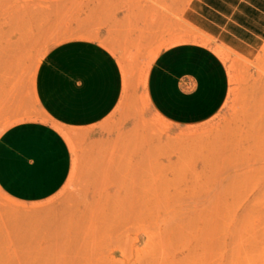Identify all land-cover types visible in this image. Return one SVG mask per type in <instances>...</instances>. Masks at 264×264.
Instances as JSON below:
<instances>
[{
  "label": "rangeland",
  "instance_id": "obj_1",
  "mask_svg": "<svg viewBox=\"0 0 264 264\" xmlns=\"http://www.w3.org/2000/svg\"><path fill=\"white\" fill-rule=\"evenodd\" d=\"M187 2L0 0V135L47 119L36 72L64 40L100 42L124 75L106 118L59 127L73 165L56 194L0 188V264H264V42L221 46L184 20ZM198 48L221 66L219 96L200 90ZM153 69L174 76L170 110L149 97Z\"/></svg>",
  "mask_w": 264,
  "mask_h": 264
},
{
  "label": "crops",
  "instance_id": "obj_2",
  "mask_svg": "<svg viewBox=\"0 0 264 264\" xmlns=\"http://www.w3.org/2000/svg\"><path fill=\"white\" fill-rule=\"evenodd\" d=\"M182 16L216 43L243 56H251L264 42V0H188ZM198 50L206 53L200 68L193 70L200 90L213 89L219 96L221 66L214 54ZM36 81L47 119L16 122L0 135V188L22 202L46 200L68 181L73 156L59 127L99 123L124 93L117 56L93 39L71 38L51 47L37 68ZM174 81L170 74L149 72L147 92L155 107L170 110L177 105Z\"/></svg>",
  "mask_w": 264,
  "mask_h": 264
}]
</instances>
